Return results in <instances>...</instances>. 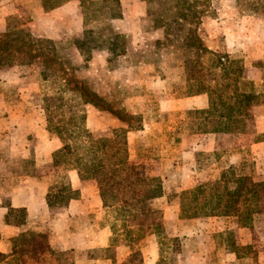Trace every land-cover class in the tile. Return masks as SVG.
<instances>
[{
    "label": "rangeland",
    "instance_id": "obj_1",
    "mask_svg": "<svg viewBox=\"0 0 264 264\" xmlns=\"http://www.w3.org/2000/svg\"><path fill=\"white\" fill-rule=\"evenodd\" d=\"M66 4L68 11L66 8L65 14L54 17L46 15L52 11L45 12L41 0H0V35L16 17L21 25L19 36L68 43L75 75L91 85L112 110L87 106L88 129L95 137H111L116 129H126L131 163L144 175L161 180L165 196L154 200L152 207L163 214L166 237L160 241L152 235L142 242L144 263L264 264V192L246 228L236 218L182 220L179 204L183 191L214 182L230 167L264 184V104L251 108L245 133L192 134L186 112L208 109L209 99L207 95L180 94L186 90L190 76L198 77L195 63L200 54L195 49H181L178 37L155 26L156 16L152 19L151 11H158L159 4L151 8L144 0H121L122 19H99L88 24L79 0ZM239 4V0H210L200 22L187 29L194 30L206 49L239 58L244 64V78L263 92L264 13ZM116 34L126 37L123 43L128 58L109 65L108 45L91 49L88 42H109ZM184 34L186 31L178 36ZM44 96L40 62L31 67L16 63L0 68V196H4V206L9 205L7 195L12 183L21 181L23 174L40 173L50 188L71 172L53 166V152L62 144L46 130L41 109ZM38 158L42 162L37 171ZM92 184H86V192L91 217L99 219L82 231L75 223L76 232L85 233L84 238L90 240L106 228L110 242L114 216L96 206L97 186ZM51 209L56 216L65 207ZM7 221L22 224L27 222V213L10 210ZM67 246L74 248L54 251L71 252L78 264H123L129 254L128 249L119 248L113 253L115 262L107 260V253L100 251L106 247L93 242L89 245L80 235L71 238ZM0 263H5L1 257Z\"/></svg>",
    "mask_w": 264,
    "mask_h": 264
},
{
    "label": "trees",
    "instance_id": "obj_2",
    "mask_svg": "<svg viewBox=\"0 0 264 264\" xmlns=\"http://www.w3.org/2000/svg\"><path fill=\"white\" fill-rule=\"evenodd\" d=\"M45 12L53 11L72 0H41ZM148 5L159 4L151 11L156 27H163L179 38L180 48L195 49L198 77L190 76L181 96L207 95L209 107L186 112L191 120L192 134L219 135L245 133L253 106L264 104V91L244 78V64L236 56L213 52L202 45L191 27L198 24L207 12L210 0H144ZM85 24L122 19L121 0H79ZM241 7L264 13V0H239ZM18 18H12L6 32L0 35V68L18 63L31 67L41 64L45 96L41 109L46 117V130L56 136L62 147L52 155L53 166L76 171L81 181L96 184L103 208L114 216L109 246L100 251L107 260L115 258L119 248L129 251L123 264H145L140 249L142 242L155 235L160 241L166 237L163 214L152 207V202L165 196L161 180L146 176L130 161L126 129H116L111 137H95L87 127V106L111 110L85 81L75 75L72 67V47L65 42L21 37ZM186 31V34H178ZM176 32V34H174ZM125 36L116 34L107 42L89 40L91 49L108 45L109 65L122 57L128 58ZM206 61L202 58L206 57ZM89 58H86L85 63ZM87 67V66H86ZM264 184L230 167L214 182L183 191L179 196L180 218L199 220L212 217L236 218L241 227L251 224L254 207L258 205ZM79 191L71 186L63 174L50 186L47 204L50 208L67 207L78 199ZM13 251L0 255L6 264H76L71 252H55L42 233L26 232L12 240Z\"/></svg>",
    "mask_w": 264,
    "mask_h": 264
},
{
    "label": "crops",
    "instance_id": "obj_3",
    "mask_svg": "<svg viewBox=\"0 0 264 264\" xmlns=\"http://www.w3.org/2000/svg\"><path fill=\"white\" fill-rule=\"evenodd\" d=\"M66 8V11H68V4L46 15L54 17L62 16V14L66 13L64 10ZM59 148L60 147H57L55 151ZM35 161L38 171L41 167L42 159L38 158ZM22 176V179H20L21 181L12 183L9 189L7 195L9 205L4 206L2 203L4 196H0V255H10L13 251L12 240L28 231L47 234L51 248L56 251H65L68 248H74L67 245L70 244L71 238L78 235L83 237V241L85 243L88 242L89 245L93 242L95 246L107 247L109 242V231L106 228H103L99 233H95L90 240L85 239L87 237L85 233L76 232L75 228V223L78 222L80 226L79 231H82L84 228L88 229L90 226L95 225L94 221L99 219L98 216L91 217L93 211H91L92 206L90 205L91 203L89 202L86 192V186H88L86 184L92 181H81L76 171L69 172L68 176L71 186L74 190L79 191L80 196L78 199L72 200L61 214L59 210L56 213L59 215L52 216V212L54 211L48 206L46 199L49 184L45 186V177H42V175L37 172L33 175H28L26 173ZM94 185L96 184L93 182L92 186L96 187ZM95 191L94 201L96 206L102 208L103 204L99 197L97 187ZM10 210L25 211L27 213V222L18 225L8 222L7 215ZM72 227L73 231L71 230ZM59 238L61 242H57ZM76 261L78 264V260Z\"/></svg>",
    "mask_w": 264,
    "mask_h": 264
}]
</instances>
